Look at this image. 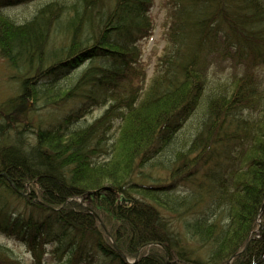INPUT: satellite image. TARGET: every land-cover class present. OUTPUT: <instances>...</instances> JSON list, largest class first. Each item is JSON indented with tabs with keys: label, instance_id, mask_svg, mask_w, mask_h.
Listing matches in <instances>:
<instances>
[{
	"label": "trees",
	"instance_id": "trees-1",
	"mask_svg": "<svg viewBox=\"0 0 264 264\" xmlns=\"http://www.w3.org/2000/svg\"><path fill=\"white\" fill-rule=\"evenodd\" d=\"M167 3L168 44L148 86L153 0H49L21 23L0 9V54L20 80L0 104V192L25 209L0 205V234L33 264H264V0ZM68 99L80 104L64 126L39 124L34 143L22 135L29 102ZM201 105L167 164L161 151ZM0 264L25 263L0 240Z\"/></svg>",
	"mask_w": 264,
	"mask_h": 264
},
{
	"label": "rangeland",
	"instance_id": "rangeland-1",
	"mask_svg": "<svg viewBox=\"0 0 264 264\" xmlns=\"http://www.w3.org/2000/svg\"><path fill=\"white\" fill-rule=\"evenodd\" d=\"M47 1L49 0H29L14 5L1 4L0 9L4 11V13L9 15L11 18H13L15 21L21 23L32 18L33 15L36 13L37 9ZM151 17L153 19L154 24L153 32L150 37L145 38L141 42L143 52L142 61L147 72L146 86L149 85L151 79L157 72L160 59L168 44L167 32L170 26V6L168 5L167 0H153ZM8 65L9 64L7 63V61L0 54V104L4 103V101L9 97L16 96L18 93H20V80L16 75L12 76L14 74L13 70L11 68L8 69ZM85 67L86 64L77 69L75 73L81 72ZM216 71L219 76H221L222 78L225 77L226 73L223 70L221 71L216 69ZM262 73H264V69ZM214 75L216 74L212 71L211 76ZM79 104V101L75 99H68L67 101L59 103L58 105H47L44 102H39L36 104H34L33 102H29L27 105L30 110H24L21 112V114L22 118H28L29 121H31L34 125L31 123V126L27 127L26 129L21 127V129L23 130L22 135H28V139L31 140L34 138V141H31L32 143H34L36 141L35 127L38 124H41L42 128H61L65 124L67 115H69L71 112L77 111ZM202 110L203 106L201 105L200 108L195 112V114H191L190 117L186 118L182 122V126L176 132L174 140L171 142L169 147L166 148L167 151H161L160 156L163 153L167 152L165 158L164 154L162 158L167 164L170 163L168 157H172V151L174 149L181 148V141L183 139V136L191 135L195 131L197 120L200 118L202 119L204 117ZM103 112V107L94 108L89 113H87L86 116H82L78 120H75L72 123H68V126L69 128L74 129L79 126L86 125L87 123L93 122L96 118L101 116ZM119 123L120 121L117 119L114 121L113 127L109 129L106 133L105 141H109L110 143L112 141H115L118 135ZM27 142L28 141H26V143ZM27 145L28 144H26V146ZM105 156L106 155H100L99 158L104 160ZM144 169L148 171L151 168L148 165ZM154 170L156 171V169ZM159 173H163L165 176L167 175V169L159 168ZM183 187L184 186H182L181 189ZM4 203L7 204L8 209L14 212L15 214L22 213L25 210L23 209L24 204L17 203L13 196H9L7 193L0 192V205ZM258 219L259 220L257 224L256 234L257 237H260L262 236V232H264V230L262 229L263 220L262 217ZM178 226L180 228L183 227L182 221L179 222ZM0 240L6 245H9L11 248H13L16 253L20 257H22V260L25 264H33L32 255L28 251L27 247L24 246V244L20 243L18 240H16V238L10 237L6 233L2 232L0 234ZM204 251L205 249H202V252ZM46 264L53 263L51 261H48Z\"/></svg>",
	"mask_w": 264,
	"mask_h": 264
}]
</instances>
